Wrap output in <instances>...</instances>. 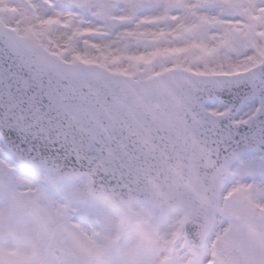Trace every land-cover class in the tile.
<instances>
[{
  "label": "snow or ice",
  "instance_id": "1",
  "mask_svg": "<svg viewBox=\"0 0 264 264\" xmlns=\"http://www.w3.org/2000/svg\"><path fill=\"white\" fill-rule=\"evenodd\" d=\"M0 264H264V0H0Z\"/></svg>",
  "mask_w": 264,
  "mask_h": 264
}]
</instances>
